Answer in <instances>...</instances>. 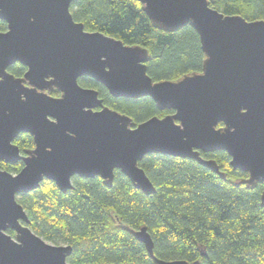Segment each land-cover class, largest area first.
<instances>
[{
	"label": "water",
	"instance_id": "1",
	"mask_svg": "<svg viewBox=\"0 0 264 264\" xmlns=\"http://www.w3.org/2000/svg\"><path fill=\"white\" fill-rule=\"evenodd\" d=\"M136 1L157 29L196 30L205 55L201 72L155 82L149 52L86 31L70 11L73 0H0L8 26L0 32V161L24 164L17 174L0 166V264H68L72 246L34 233L17 200L44 180L63 193L76 176L99 177L112 188L118 170L149 196L156 188L139 166L147 155L192 159L225 179L217 162L201 155L225 152L233 169L249 175L246 185L264 183V20L225 15L209 0ZM18 63L27 68L23 77L9 72ZM83 77L115 98L150 97L173 114L135 127L97 90L82 87ZM20 134L35 143L24 154L14 143ZM133 234L156 264H200L157 258L146 226Z\"/></svg>",
	"mask_w": 264,
	"mask_h": 264
},
{
	"label": "trees",
	"instance_id": "2",
	"mask_svg": "<svg viewBox=\"0 0 264 264\" xmlns=\"http://www.w3.org/2000/svg\"><path fill=\"white\" fill-rule=\"evenodd\" d=\"M209 2L225 15L264 20V0ZM70 11L86 31L146 49L148 74L155 82L177 81L203 70L205 55L196 30L191 26L177 32L157 29L136 0H73ZM7 29L0 20V32ZM26 71L19 63L9 68L16 77ZM79 84L97 90L106 107L130 117L135 127L152 117L173 114L160 111L150 97L115 98L91 78H80ZM14 143L23 154L35 147L29 134ZM201 155L215 160L226 178L192 159L150 154L139 166L156 188L153 195L136 189L116 170L112 188L99 177L76 176L73 188L63 193L54 182L44 180L39 189L18 195L17 200L34 233L51 244L72 246L68 264H156L133 234L143 226L152 236L155 256L162 260L264 264V183L254 189L246 185L249 175L233 169L225 152ZM0 166L17 174L24 164L0 161ZM8 233L14 236L13 231Z\"/></svg>",
	"mask_w": 264,
	"mask_h": 264
},
{
	"label": "flooded vegetation",
	"instance_id": "3",
	"mask_svg": "<svg viewBox=\"0 0 264 264\" xmlns=\"http://www.w3.org/2000/svg\"><path fill=\"white\" fill-rule=\"evenodd\" d=\"M21 135H24V134H20L18 137H20ZM18 137H17V138H18ZM21 153H22V152H21ZM22 154H23V153H22Z\"/></svg>",
	"mask_w": 264,
	"mask_h": 264
}]
</instances>
